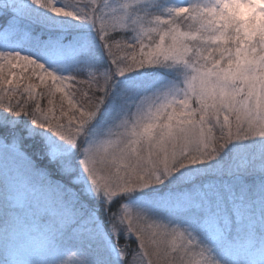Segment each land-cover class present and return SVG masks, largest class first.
<instances>
[{"label":"snow or ice","instance_id":"6c2138e0","mask_svg":"<svg viewBox=\"0 0 264 264\" xmlns=\"http://www.w3.org/2000/svg\"><path fill=\"white\" fill-rule=\"evenodd\" d=\"M0 243V264H253L264 0H0Z\"/></svg>","mask_w":264,"mask_h":264},{"label":"rangeland","instance_id":"374dc122","mask_svg":"<svg viewBox=\"0 0 264 264\" xmlns=\"http://www.w3.org/2000/svg\"><path fill=\"white\" fill-rule=\"evenodd\" d=\"M57 99H59L58 96H57ZM15 239H17L18 241L22 240L23 233H20L18 231ZM6 247H7V254L10 259L31 260V259L41 258L40 249L38 247L29 248L26 246H21L19 248H16V247H13L11 243H8ZM2 250L4 254L5 249H2ZM245 258L252 261L253 264H260V261L264 260V253H261V251L257 249L255 251L249 252Z\"/></svg>","mask_w":264,"mask_h":264},{"label":"trees","instance_id":"16d2710c","mask_svg":"<svg viewBox=\"0 0 264 264\" xmlns=\"http://www.w3.org/2000/svg\"><path fill=\"white\" fill-rule=\"evenodd\" d=\"M61 2H63V0H61ZM1 247L2 249H5V246L2 243H0V257L3 256V250L1 249Z\"/></svg>","mask_w":264,"mask_h":264}]
</instances>
